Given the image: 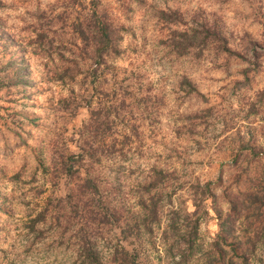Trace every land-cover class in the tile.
Wrapping results in <instances>:
<instances>
[{
  "label": "rangeland",
  "instance_id": "374dc122",
  "mask_svg": "<svg viewBox=\"0 0 264 264\" xmlns=\"http://www.w3.org/2000/svg\"><path fill=\"white\" fill-rule=\"evenodd\" d=\"M94 11L98 65L78 33ZM90 202L105 264L119 244L179 260L194 210L186 264L231 211L264 264V0H0V264H76Z\"/></svg>",
  "mask_w": 264,
  "mask_h": 264
},
{
  "label": "trees",
  "instance_id": "16d2710c",
  "mask_svg": "<svg viewBox=\"0 0 264 264\" xmlns=\"http://www.w3.org/2000/svg\"><path fill=\"white\" fill-rule=\"evenodd\" d=\"M94 4H96V2ZM93 15L95 17L94 22L90 23V25L88 24L87 29L81 26L78 33L80 38L89 43V46L93 48V52L89 59L98 65L103 56V51H107L110 46L108 38L110 32L109 25L101 19V16H99L96 11L93 12ZM88 34H90V36H88ZM62 165L64 171H71V166H67L66 160L63 161ZM79 181L80 182L75 185V188L72 189L76 191V194L80 193V195H84L88 193L90 195L93 194L94 191H97V185L93 179H83L79 176ZM246 195L250 199H254V201L260 200L257 193H247ZM230 204L231 210L237 208L236 203L231 201ZM261 204V206H264V202ZM94 207L92 202L82 205L76 203L74 206V212L79 216L80 225L87 227L84 231V228L81 229L82 232L76 235V264H105L102 261L97 237L93 235L92 227L95 222H98L96 219L100 220V218H97L100 212ZM233 212L231 211L226 214L224 218L219 219V233L211 243V248L204 254L205 264L252 263L255 254V245L259 239L258 235L252 230V232L246 236H235L233 234V223L236 218ZM191 216H194V219H192V227L187 232V235L181 236L183 243H185V248L179 250L180 258L177 261H173L172 264H186L187 259L192 257L195 252L199 217L197 216L196 210L192 212ZM173 228L174 231H178L177 227L174 226ZM228 241H230V243L227 246L226 243H228ZM110 251H112L110 252L112 257L111 264H136V253L128 250L123 245L119 244L117 248Z\"/></svg>",
  "mask_w": 264,
  "mask_h": 264
}]
</instances>
